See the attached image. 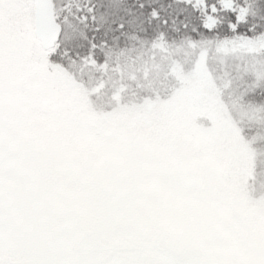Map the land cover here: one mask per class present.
Listing matches in <instances>:
<instances>
[{
    "label": "snow or ice",
    "instance_id": "snow-or-ice-1",
    "mask_svg": "<svg viewBox=\"0 0 264 264\" xmlns=\"http://www.w3.org/2000/svg\"><path fill=\"white\" fill-rule=\"evenodd\" d=\"M264 0H0V264H264Z\"/></svg>",
    "mask_w": 264,
    "mask_h": 264
},
{
    "label": "rangeland",
    "instance_id": "rangeland-1",
    "mask_svg": "<svg viewBox=\"0 0 264 264\" xmlns=\"http://www.w3.org/2000/svg\"><path fill=\"white\" fill-rule=\"evenodd\" d=\"M261 163H264V161H261Z\"/></svg>",
    "mask_w": 264,
    "mask_h": 264
}]
</instances>
